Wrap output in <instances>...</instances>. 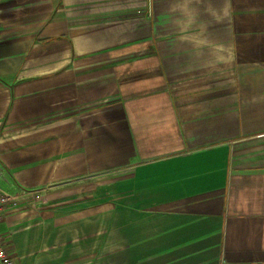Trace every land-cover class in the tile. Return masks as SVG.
Returning a JSON list of instances; mask_svg holds the SVG:
<instances>
[{
    "label": "crops",
    "instance_id": "1",
    "mask_svg": "<svg viewBox=\"0 0 264 264\" xmlns=\"http://www.w3.org/2000/svg\"><path fill=\"white\" fill-rule=\"evenodd\" d=\"M54 170L107 194L10 209L15 264H264V0H0V187Z\"/></svg>",
    "mask_w": 264,
    "mask_h": 264
},
{
    "label": "rangeland",
    "instance_id": "2",
    "mask_svg": "<svg viewBox=\"0 0 264 264\" xmlns=\"http://www.w3.org/2000/svg\"><path fill=\"white\" fill-rule=\"evenodd\" d=\"M106 111H104V108L102 107V113L104 114ZM59 124H54V128L58 129L57 127ZM61 140H58V143ZM59 156H55V158H58ZM89 156L86 155V163L89 162ZM45 173L47 178L46 181L38 184V185H31V186H25V187H18L13 183V186L19 190L18 193H11L12 195H19L22 194V199L19 200L20 203H18L20 208H29L33 209V211L36 212H43L47 207L48 204H56L57 210L61 209L60 200L61 199H67L68 203L63 204V208H67L68 211L76 210L78 206H81L82 201L79 203L76 200V191H77V183L79 182V186H84L83 190L81 189V195H85V208H89L92 206L91 201V194H92V184L93 180H96V182H100V188L102 191V195H104V190L106 191L105 194H107V187H108V175L109 171H85L84 174L77 173L75 171H60V170H54L52 172H40ZM11 174V173H10ZM1 175V172H0ZM10 179V178H9ZM11 180V179H10ZM12 183V180H11ZM99 186L97 188H99ZM106 188V189H105ZM97 191H99L97 189ZM10 193V192H9ZM63 196V197H60ZM89 196V198H88ZM50 199V200H48ZM103 205V204H102ZM47 210V209H46ZM32 214V213H31ZM40 216V215H39ZM44 216V215H43ZM29 213L22 216V218H28ZM29 220L27 219L26 222Z\"/></svg>",
    "mask_w": 264,
    "mask_h": 264
},
{
    "label": "built area",
    "instance_id": "3",
    "mask_svg": "<svg viewBox=\"0 0 264 264\" xmlns=\"http://www.w3.org/2000/svg\"><path fill=\"white\" fill-rule=\"evenodd\" d=\"M19 199L16 195L3 190L0 187V224L5 214L16 207ZM0 264H15L14 254L10 251L8 240L0 233Z\"/></svg>",
    "mask_w": 264,
    "mask_h": 264
}]
</instances>
